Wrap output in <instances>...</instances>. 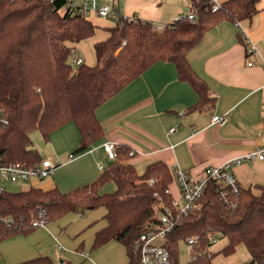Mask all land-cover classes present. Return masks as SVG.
Wrapping results in <instances>:
<instances>
[{
    "label": "trees",
    "instance_id": "trees-1",
    "mask_svg": "<svg viewBox=\"0 0 264 264\" xmlns=\"http://www.w3.org/2000/svg\"><path fill=\"white\" fill-rule=\"evenodd\" d=\"M188 1L187 12L196 14L195 23L178 20L158 29L149 21L121 18L109 28L110 36L94 45L97 63L73 68L70 58L76 46L96 34L91 20L65 10L64 0H0V111L7 120L0 124V165L37 167L44 159L32 148L31 134L39 131L49 142L70 123L80 134L75 154L86 152L105 135L97 110L159 62L174 64L179 79L199 95L190 110L214 107L216 99L188 54L222 22H251L261 0H226L218 10L211 0ZM240 40L246 46L244 37ZM131 153L130 146H119L116 160L97 180L67 193L58 188L6 190L0 194V217L9 222L0 220V240L30 234L40 215L48 224L105 209L107 225L97 232L93 249L116 241L125 247L129 264H142L136 244L143 234L160 230L164 208L172 207L176 182L162 162L149 164L139 174L127 163ZM109 182L116 190L101 193ZM218 186L210 180L199 210L180 218L167 234L172 264H180V244L193 238L197 243L188 264H214L217 256H233L240 247L251 256L248 264H264V185L241 187L237 194L228 188L223 194ZM213 236L227 241L216 253ZM23 264L54 261L45 256Z\"/></svg>",
    "mask_w": 264,
    "mask_h": 264
},
{
    "label": "crops",
    "instance_id": "crops-1",
    "mask_svg": "<svg viewBox=\"0 0 264 264\" xmlns=\"http://www.w3.org/2000/svg\"><path fill=\"white\" fill-rule=\"evenodd\" d=\"M260 4L251 22H222L188 54L192 68L216 99L214 107L190 110L199 95L179 79L174 64L159 62L97 110L105 135L89 150L75 154L80 134L74 123L53 134L49 143L55 159H43L56 166L55 174L29 181L28 189L58 188L67 193L93 183L103 173L99 164L106 168L112 163L103 150L108 142L131 147L134 154L127 163L141 170L139 174L149 164L162 162L172 171L181 168L201 176L208 167H220L264 148V1ZM189 6L187 0H120L115 8L126 18L149 21L159 28L171 24ZM240 36L248 39L246 46ZM249 48L256 54H249ZM213 116H224L226 122L216 124ZM233 172L242 187L264 185V161L242 163ZM106 212L71 214L30 234L2 239L0 264H23L45 256L54 264H129L125 247L116 241L93 249L97 232L107 225ZM212 251L218 250L213 247ZM239 251L215 258L214 264H248L249 253L242 259Z\"/></svg>",
    "mask_w": 264,
    "mask_h": 264
},
{
    "label": "built area",
    "instance_id": "built-area-1",
    "mask_svg": "<svg viewBox=\"0 0 264 264\" xmlns=\"http://www.w3.org/2000/svg\"><path fill=\"white\" fill-rule=\"evenodd\" d=\"M49 3H55L60 0H39ZM65 10L70 11L75 15L77 12L81 13L89 19V15H96L103 19H113L116 22L124 17L119 10L111 7L106 0H83L81 3L78 0H64ZM215 5L214 10L220 7V0H211ZM131 19V18H128ZM136 19V18H133ZM187 20L195 23L197 16L192 11H188L173 21ZM159 27L158 29H162ZM247 43L248 39L244 36ZM248 53L256 54V50L249 48ZM84 62L81 58H73L70 64L73 68L82 65ZM251 65V64H250ZM213 122L216 124H224L226 118L224 116H213ZM7 123L3 112L0 111V124ZM172 129L171 132H175ZM119 146L116 143L108 142L103 145V150L107 158L111 161L116 160L117 150ZM133 155V153H131ZM72 157V156H71ZM264 161V148L245 154L243 157L227 162L220 167H208L204 170L201 176H194L189 171L181 168H175L173 171L176 186L179 190V200L175 198L172 201V207H165L160 218V230L155 233L143 234L140 236L136 244V252L140 255L142 264H172V256L166 248L167 234L174 229L177 221L180 218L195 214L200 207V200L202 199L206 189L209 186L210 180H215L219 183V190L224 194L225 190L233 194H237L241 190V185L233 172V168L245 162ZM99 169L104 171L105 167L99 164ZM56 166L50 160H43L37 167H25L21 164L0 165V194L6 191L3 183H16L18 181L29 182L32 180H45L52 178L55 174ZM153 183L152 181L150 182ZM1 221L9 222V219L0 217ZM43 215L33 221V227L45 226ZM210 241L217 243V237H211ZM197 243V239H189L188 246L192 250Z\"/></svg>",
    "mask_w": 264,
    "mask_h": 264
},
{
    "label": "rangeland",
    "instance_id": "rangeland-1",
    "mask_svg": "<svg viewBox=\"0 0 264 264\" xmlns=\"http://www.w3.org/2000/svg\"><path fill=\"white\" fill-rule=\"evenodd\" d=\"M82 1L83 0H78V2H80V3ZM263 1L264 0H262L261 3H263ZM106 2L111 7L115 8V7L119 6L120 0H106ZM185 6H187V4H185ZM185 9H186V7H185ZM186 12H187V10L184 13H186ZM61 14H63V12H61ZM88 17L90 20L93 21V23L97 27L96 34L94 37L78 44L76 46L77 48H75V50L73 51L70 59H73L75 57L81 58L82 60H84V63L86 65H95L97 63V59H96V53H95L94 45L97 42L106 40L110 36L109 28L114 27L116 24V21L113 19H103V18H100L96 15H94V16L89 15ZM30 137L32 140V148L38 150L42 158H44V159L49 158V159L54 161L55 157L51 155V152H52L51 144L44 140L42 134L39 131H34ZM138 172L141 173V170ZM1 183L2 182H0V184ZM29 187H30V183L28 181L27 182L18 181L16 183H10V182L6 183V190L8 192L24 191V190H27ZM176 189L177 188H176L175 184H173V187H172L173 197L176 200H179V195H178L179 193H178V190H176ZM115 190H116L115 183L109 182L103 188L101 193H113ZM90 235H91V232H88L87 233L88 238L90 237ZM226 242H227L226 239L219 240L217 242V244L214 246V250L220 251L226 245ZM122 248H123V246H122ZM241 248L244 250V251H242V253H241V250H242ZM239 254H243L242 259L247 256V251L245 250L244 247H240ZM217 257H219V256H217ZM217 257H216V259H217ZM125 258H126V255H125ZM221 258H224L223 255L222 256L220 255L219 259H221ZM190 259H191V248L188 246V244L186 242H182L179 246V262H180V264H188ZM218 260H216V262Z\"/></svg>",
    "mask_w": 264,
    "mask_h": 264
}]
</instances>
